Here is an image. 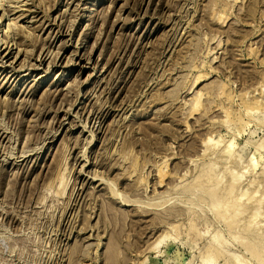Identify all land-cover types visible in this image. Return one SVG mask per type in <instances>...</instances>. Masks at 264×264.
<instances>
[{"label": "rangeland", "instance_id": "374dc122", "mask_svg": "<svg viewBox=\"0 0 264 264\" xmlns=\"http://www.w3.org/2000/svg\"><path fill=\"white\" fill-rule=\"evenodd\" d=\"M8 1L0 264H264V0Z\"/></svg>", "mask_w": 264, "mask_h": 264}, {"label": "bare ground", "instance_id": "6f19581e", "mask_svg": "<svg viewBox=\"0 0 264 264\" xmlns=\"http://www.w3.org/2000/svg\"><path fill=\"white\" fill-rule=\"evenodd\" d=\"M1 2H0V9H2V16H1V21H2V19L3 18H5V19H10V13L11 14H14L15 12H17L16 11V9L17 8H19V5H17V6H13L12 5V7L10 8L9 6L8 7H6V0H0ZM8 1V0H7ZM10 1H12V2H14L13 0H9L8 1V3L10 2ZM25 2V1H24ZM7 3V4H8ZM22 3V2H21ZM29 4H31L30 6H29ZM22 5H25V6H29V8H27V9H20L19 11H23V12H21V14H19L18 16H17V18H15V23H16V21H25V22H27L28 21V18L31 16V15H33V13H35L34 12V10L31 8L32 6H35V5H32V3H29V2H25V3H22ZM18 11V12H19ZM36 11V10H35ZM38 11V10H37ZM36 11V12H37ZM16 14V13H15ZM36 15V14H35ZM35 15H34V17H35ZM19 17H21L22 19H18ZM33 20L31 21V22H36L37 20H34V18H32ZM2 24V23H1ZM12 24V23H11ZM10 24V22H9V26L8 27H10V28H12V29H10L9 31L11 32V30L13 31V32H11L12 34L14 33V31H16V30H14L15 28H17V30L18 29H20V28H24L22 25H19V24H16V25H14V29H13V27H11L12 25ZM9 29V28H8ZM7 29V30H8ZM4 32V31H3ZM10 32H6L5 33V35L7 34L8 35V33H10ZM16 32H18V31H16ZM10 33V34H11ZM4 34V33H3ZM5 35H4V37H5ZM15 35H17L16 33L14 34V36ZM3 36V35H2ZM1 37V36H0ZM10 37H12V35L10 36ZM6 39H0V52H1V42L7 47V48H9V51L5 54V55H1L0 54V62H1V64H0V68H5L6 70L8 69V68H11V71L10 72H18V71H20V70H22L25 66H23L22 64L23 63H21V66L19 67V69L16 67V65H15V63H14V61H12L11 62V64H6V62L11 58L10 57V55H13V50L11 49V47H10V45H8L9 44V42H10V40H8V38L9 37H5ZM16 38V37H15ZM11 39V38H10ZM13 39V38H12ZM18 39V38H17ZM12 41V40H11ZM18 43V42H17ZM13 44H14V42H13ZM3 46V45H2ZM20 51V50H19ZM78 54V53H77ZM17 56L18 55H16V59H17ZM5 59H7V60H5ZM45 59L46 58H44V59H41L40 61H41V63H44V61H45ZM14 63V64H13ZM50 66V65H49ZM32 68V67H31ZM33 69V68H32ZM50 69V68H49ZM5 70V71H6ZM48 72V71H47ZM3 73L4 72H2L1 74H0V78L2 77V75H3ZM15 73H13L12 75H10V77L11 76H13ZM4 77H6V76H4ZM3 79V78H2ZM9 135V134H8ZM6 137V136H5ZM43 148V147H42ZM23 153V152H22ZM10 156V155H9ZM23 156V155H22ZM16 158V157H15ZM26 159V158H25Z\"/></svg>", "mask_w": 264, "mask_h": 264}]
</instances>
